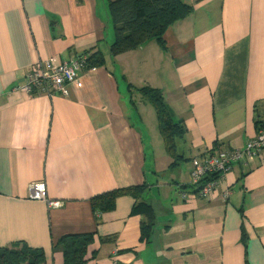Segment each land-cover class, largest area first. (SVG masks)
<instances>
[{
    "label": "crops",
    "instance_id": "0c3cea01",
    "mask_svg": "<svg viewBox=\"0 0 264 264\" xmlns=\"http://www.w3.org/2000/svg\"><path fill=\"white\" fill-rule=\"evenodd\" d=\"M101 1L0 0V248L24 244L63 264L60 240L92 235L86 264H264V150L233 163L211 198L190 186L194 162L242 149L264 124V0H184L192 12L164 48L151 41L114 58ZM95 51L105 64L82 71L67 96L19 90L33 66ZM144 87L184 128L175 167L164 144L149 150L159 144L137 108L149 114ZM34 182L48 202L29 199ZM138 186L154 214L147 240L128 195L111 212L92 209L94 197Z\"/></svg>",
    "mask_w": 264,
    "mask_h": 264
},
{
    "label": "trees",
    "instance_id": "16d2710c",
    "mask_svg": "<svg viewBox=\"0 0 264 264\" xmlns=\"http://www.w3.org/2000/svg\"><path fill=\"white\" fill-rule=\"evenodd\" d=\"M110 24L109 56L111 58L123 55L144 47L155 41L164 48L162 37L176 22L187 18L192 12V6L184 0H105ZM93 51V50H90ZM84 57L86 69H93L105 64V57L98 51ZM130 89V88H129ZM137 92L143 101L154 110L158 130L162 137L166 155L175 167L184 159L177 153L176 142L182 139L185 131L177 123H173L166 109L161 93L153 88L144 87ZM145 187H133L114 190L94 197L92 209L95 215L111 212L116 200L121 196H129L134 201L131 216H140L144 222L140 225L141 239H148L152 230L154 218L153 209L139 200ZM92 235L65 236L60 240L63 248V264H86L87 247ZM111 238H104L108 241ZM0 264H47L42 250L32 249L26 245L12 249L0 248Z\"/></svg>",
    "mask_w": 264,
    "mask_h": 264
},
{
    "label": "built area",
    "instance_id": "2783aa9c",
    "mask_svg": "<svg viewBox=\"0 0 264 264\" xmlns=\"http://www.w3.org/2000/svg\"><path fill=\"white\" fill-rule=\"evenodd\" d=\"M86 69L84 57L71 58L57 66H47L42 69L40 66H33L25 76L20 91L28 96L41 94L68 95V86L81 87L79 76ZM264 150V124L261 125L256 135L248 140L242 149L225 151L214 149L201 161L194 162L190 172V186L194 194L202 198L213 197L220 180L227 174L233 163H248L257 158ZM226 196V195H225ZM28 197L34 201L48 202L46 197L45 184L34 182L28 187ZM186 194L182 193V198ZM56 207L57 203H48Z\"/></svg>",
    "mask_w": 264,
    "mask_h": 264
},
{
    "label": "rangeland",
    "instance_id": "374dc122",
    "mask_svg": "<svg viewBox=\"0 0 264 264\" xmlns=\"http://www.w3.org/2000/svg\"><path fill=\"white\" fill-rule=\"evenodd\" d=\"M102 3H103V0L101 2H99V6H102ZM133 97L136 98L135 94H133ZM148 106H149L148 107L149 108V114L146 113L147 109H143L144 108L143 105H141L140 103L137 104V108H139L140 111L143 110V114H144L145 119H146V121L144 120L146 125L149 126L151 124L150 126H152L154 124V126L156 128V130L155 129L152 130V129H149L150 127H148L147 133H148L149 138L151 140H152V138H155V137L157 138L156 140H158L159 148L157 146H155V148H153V147L150 148L149 147V150H154L155 153L156 152L162 153V152H164V150H163V142H162V137L160 135V132L158 130L157 120H156V117H155V112H154L153 108L150 105H148ZM148 135H147V137H148Z\"/></svg>",
    "mask_w": 264,
    "mask_h": 264
}]
</instances>
